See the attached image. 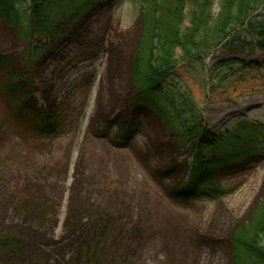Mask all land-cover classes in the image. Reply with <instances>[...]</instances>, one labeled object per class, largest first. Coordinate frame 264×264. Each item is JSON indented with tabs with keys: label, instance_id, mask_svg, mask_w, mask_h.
Masks as SVG:
<instances>
[{
	"label": "rangeland",
	"instance_id": "rangeland-1",
	"mask_svg": "<svg viewBox=\"0 0 264 264\" xmlns=\"http://www.w3.org/2000/svg\"><path fill=\"white\" fill-rule=\"evenodd\" d=\"M63 28L59 40L33 39L41 50L27 64L30 40L0 15V56L24 68L36 109L61 117L39 135L35 115H16L0 90V264H232L234 233L264 191V155L220 177L222 199L174 198L192 156L158 115L134 105L140 0H108ZM236 59L253 68L212 78ZM176 73L217 134L264 124V50L219 48Z\"/></svg>",
	"mask_w": 264,
	"mask_h": 264
},
{
	"label": "trees",
	"instance_id": "trees-1",
	"mask_svg": "<svg viewBox=\"0 0 264 264\" xmlns=\"http://www.w3.org/2000/svg\"><path fill=\"white\" fill-rule=\"evenodd\" d=\"M108 0H0V15L9 27H17L30 40L29 62L40 52L33 39L63 37V26L76 25L86 13ZM141 32L132 64L134 105L153 112L166 128L178 135L179 148L189 146V177L170 195L179 200H217L229 194L220 177L242 161L264 155V124L241 122L217 134L205 123L202 108L177 75L181 63L197 68L217 49L254 53L264 50V0H140ZM218 4L219 11L214 12ZM31 59V60H30ZM11 57L0 56L1 92L16 115H35L37 134L48 136L60 124V116L37 110L24 68H13ZM219 62L212 78L223 80L252 64L236 59ZM124 138H128L123 128ZM130 138H128V142ZM128 142L125 144L127 145ZM165 172H160L164 174ZM166 174V173H165ZM12 244L7 241L8 247ZM232 264H264V191L248 222L233 236Z\"/></svg>",
	"mask_w": 264,
	"mask_h": 264
},
{
	"label": "bare ground",
	"instance_id": "bare-ground-1",
	"mask_svg": "<svg viewBox=\"0 0 264 264\" xmlns=\"http://www.w3.org/2000/svg\"><path fill=\"white\" fill-rule=\"evenodd\" d=\"M96 168H98V167H96Z\"/></svg>",
	"mask_w": 264,
	"mask_h": 264
}]
</instances>
